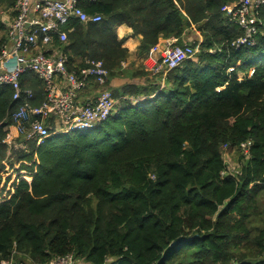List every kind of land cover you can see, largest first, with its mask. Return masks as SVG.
Segmentation results:
<instances>
[{
  "label": "trees",
  "instance_id": "trees-1",
  "mask_svg": "<svg viewBox=\"0 0 264 264\" xmlns=\"http://www.w3.org/2000/svg\"><path fill=\"white\" fill-rule=\"evenodd\" d=\"M238 1L84 4L102 20L66 28L68 69L102 61L109 83L126 78L115 111L12 159L2 141L17 104L0 87V264H264V6L255 45L238 49L244 29L225 15ZM121 25L142 36L141 57L171 38L196 52L157 74L126 70ZM23 85L41 106L45 85L33 73ZM243 145L240 174L223 177Z\"/></svg>",
  "mask_w": 264,
  "mask_h": 264
},
{
  "label": "built area",
  "instance_id": "built-area-1",
  "mask_svg": "<svg viewBox=\"0 0 264 264\" xmlns=\"http://www.w3.org/2000/svg\"><path fill=\"white\" fill-rule=\"evenodd\" d=\"M98 1L15 0L13 8L0 9V20L5 23L4 32H0V87H10L17 104L13 124L6 126L7 137L2 141L8 145L10 159L16 152L28 151L30 143L41 147L52 133L92 131L114 113L117 101L107 88L109 72L103 62L93 61L88 68L70 72L69 57L64 51L66 28L71 29L72 21L97 24L102 20L100 15L90 16L83 9L84 4ZM263 6L264 0H239L226 7L227 18L245 32L234 44L238 49L255 45L262 24L257 10ZM195 52L189 44L178 45L177 39L164 40L149 52V57L157 58L152 73L175 69ZM28 73L35 74L45 85L46 98L41 106L32 105L34 93L23 85ZM92 81L101 89L99 96L80 102L78 93ZM242 150L244 155L250 152L247 145ZM222 176L230 175L226 171ZM50 264L75 263L61 258Z\"/></svg>",
  "mask_w": 264,
  "mask_h": 264
},
{
  "label": "crops",
  "instance_id": "crops-1",
  "mask_svg": "<svg viewBox=\"0 0 264 264\" xmlns=\"http://www.w3.org/2000/svg\"><path fill=\"white\" fill-rule=\"evenodd\" d=\"M116 34L119 39L124 40V45L129 50V57L123 62V68L126 70H146L152 71L156 66V57H144L138 55V48L142 42V36L134 35V31L127 25L116 27ZM191 37V36H190ZM194 37V36H193ZM164 40L161 39L159 43ZM127 80L116 79L111 81L112 88H122ZM100 88L92 81L85 90L78 93V100L80 102H90L95 100L100 94Z\"/></svg>",
  "mask_w": 264,
  "mask_h": 264
},
{
  "label": "rangeland",
  "instance_id": "rangeland-1",
  "mask_svg": "<svg viewBox=\"0 0 264 264\" xmlns=\"http://www.w3.org/2000/svg\"><path fill=\"white\" fill-rule=\"evenodd\" d=\"M4 8H5V6L0 5V9H4ZM188 40L193 41V37H190ZM149 72H152V71H149ZM239 76L242 77L243 73H239ZM122 80L126 81L127 79L122 78ZM112 87L113 86H111V83H109V80H108L107 88L112 91L113 90ZM242 155H244L243 151H240L239 149H233L232 151H228L224 154L223 159L227 165L226 171L229 175L237 176L240 173L241 165L243 164V162H242L243 156ZM262 201H264V199ZM79 264H81V263H79Z\"/></svg>",
  "mask_w": 264,
  "mask_h": 264
},
{
  "label": "water",
  "instance_id": "water-1",
  "mask_svg": "<svg viewBox=\"0 0 264 264\" xmlns=\"http://www.w3.org/2000/svg\"><path fill=\"white\" fill-rule=\"evenodd\" d=\"M188 240H189V239L180 238V239L174 241V242L171 244V247H172V246L174 247V246L177 245L179 242H186V241H188Z\"/></svg>",
  "mask_w": 264,
  "mask_h": 264
}]
</instances>
